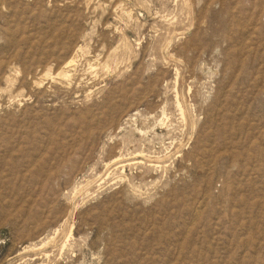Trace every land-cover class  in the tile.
<instances>
[{"label": "rangeland", "instance_id": "rangeland-1", "mask_svg": "<svg viewBox=\"0 0 264 264\" xmlns=\"http://www.w3.org/2000/svg\"><path fill=\"white\" fill-rule=\"evenodd\" d=\"M0 264H264V0H0Z\"/></svg>", "mask_w": 264, "mask_h": 264}, {"label": "bare ground", "instance_id": "bare-ground-1", "mask_svg": "<svg viewBox=\"0 0 264 264\" xmlns=\"http://www.w3.org/2000/svg\"><path fill=\"white\" fill-rule=\"evenodd\" d=\"M124 13H125V12H124ZM75 58H76V57H75ZM75 60H76V59H75ZM74 63H75L74 60H72V61L70 62V64H74ZM68 66H69V65H68ZM74 66H75V65H74ZM102 66H103V65H102ZM108 66H109V65H108ZM68 69H69V68H68ZM108 70H110V69L108 68ZM51 72H52V71H51ZM69 72H70V71H69ZM65 73H66V72H65ZM69 74H70V73H69ZM50 75H51V74H50ZM61 75H64V78H65V77H66V78L69 77L68 74H62V73H61ZM61 75H60V77H61ZM66 78H65V79H66ZM69 80H70V79H69ZM178 104H179V107L181 108V112H182V115H183V117H184V110H183V108H182V105H181L180 101H179ZM144 134H145V133H144ZM138 156H139V155H138ZM140 156H142V155H140ZM145 156H146V155H145ZM122 157H123V156H122ZM122 157H120V158H122ZM133 158H134V157H133ZM142 158H143V157H142ZM151 158H152V157H151ZM117 159H118V158H117ZM135 159H136V158H135ZM155 159H156V158H155ZM157 159H158V157H157ZM159 159H161V157H160ZM120 160H122V159H119V161H120ZM128 160H130V159H128ZM137 161H138V160H137ZM150 161L152 162L151 159H150ZM154 161H156V160H154ZM154 161H153V162H154ZM158 161H160V160H158ZM128 162H131V161H128ZM135 162H136V161H135ZM153 162H152V164H153ZM156 162H157V161H156ZM128 164H129V163H128ZM133 164H134V163H133ZM135 164H141V165H142V162H141V161H140V162L138 161V162L135 163ZM126 166H127V165H126ZM132 166H134V165H132ZM143 166H146V165L143 164ZM151 166H152V165H151ZM153 166H154V165H153ZM157 166H158V165H157ZM160 167H161V166H160ZM122 168L124 169L125 166L122 167ZM156 168H157V167H156ZM122 178H123V177H122ZM67 242H68V241H67ZM66 247H67V246L65 245L64 248H66Z\"/></svg>", "mask_w": 264, "mask_h": 264}]
</instances>
